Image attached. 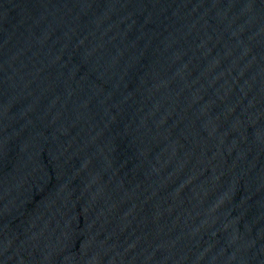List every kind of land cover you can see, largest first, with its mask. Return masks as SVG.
<instances>
[{
  "label": "water",
  "instance_id": "1",
  "mask_svg": "<svg viewBox=\"0 0 264 264\" xmlns=\"http://www.w3.org/2000/svg\"><path fill=\"white\" fill-rule=\"evenodd\" d=\"M0 264H264V0H0Z\"/></svg>",
  "mask_w": 264,
  "mask_h": 264
}]
</instances>
